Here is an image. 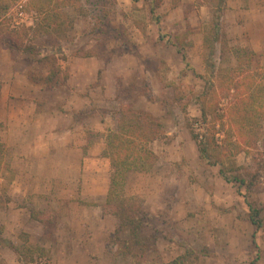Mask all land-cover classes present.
Returning a JSON list of instances; mask_svg holds the SVG:
<instances>
[{
	"label": "rangeland",
	"instance_id": "374dc122",
	"mask_svg": "<svg viewBox=\"0 0 264 264\" xmlns=\"http://www.w3.org/2000/svg\"><path fill=\"white\" fill-rule=\"evenodd\" d=\"M0 4L9 6L0 15L4 240L20 252L25 247L45 252L37 251L29 264H169L187 251L197 254L186 264H252L257 256L264 264L263 233L256 234L258 251L239 194L245 190L226 183L218 167L203 161L192 138L211 129L210 117L202 124L203 103L209 114L216 104L222 113L233 100L228 79L252 74L264 84V0H228L220 18L217 0H164L156 11L158 26L146 0ZM25 28L32 29L26 37ZM16 33L25 46L60 60V87L35 83L47 69L30 53L4 47ZM161 33L165 41L159 40ZM167 40L185 53L188 67ZM211 86L216 96L209 95ZM23 105L35 109L40 129L16 151L6 143L7 117L12 107L22 112ZM129 106L160 119L168 137L150 145L156 156L152 168L130 171L121 200L107 205L113 170L103 155L106 136L118 130L121 110ZM74 119L80 123L76 136ZM217 137L222 140L223 133ZM259 147L264 160V123ZM236 161L257 170L245 153ZM259 176L249 201L264 218V170ZM121 201L139 206L145 234L157 237L156 247L143 257L126 253L127 231L117 238L114 211ZM21 259L0 243L2 264H26Z\"/></svg>",
	"mask_w": 264,
	"mask_h": 264
},
{
	"label": "trees",
	"instance_id": "16d2710c",
	"mask_svg": "<svg viewBox=\"0 0 264 264\" xmlns=\"http://www.w3.org/2000/svg\"><path fill=\"white\" fill-rule=\"evenodd\" d=\"M141 0H133L138 3ZM149 3L150 14L154 18V23L160 25L159 16L156 11L161 7L164 0H146ZM178 3L179 0H173ZM207 3L214 0H205ZM227 0H217L216 13L220 18L225 8ZM9 6L0 4V15L6 13ZM44 20L48 17L44 14ZM25 37L28 36L31 28H25ZM16 33L9 35L4 47L11 50H23L33 55L38 63L47 69L45 78H35V83H41L48 88L60 87L61 74L63 72L60 60L52 53L41 54L35 51V48L25 46L24 40ZM165 35L159 34V40L165 41ZM167 46L176 48L178 54L182 55V60L187 64L185 53L175 44L167 40ZM5 49V48H4ZM250 83V85L246 84ZM150 87V83L147 84ZM228 93L233 96V100L228 103L224 112L216 109L209 114L206 107L201 105L202 124L206 125L208 118H211L210 130L204 135L193 134L192 138L197 144L200 157L208 165L218 167L221 178L228 184H237L239 192L245 200L249 209V221L255 229L253 235V245L259 251L256 242V234L263 233L264 241V218L262 211L249 201L252 193L255 192L257 182L259 181L260 171L264 170L263 154L260 152L262 127L264 123V84L258 82L254 75L248 74L243 79L231 77L228 79ZM211 91V92H210ZM209 95L216 96L215 86H211ZM233 93V94H232ZM2 96V82L0 80V99ZM121 121L116 132H110L106 136V147L103 155L111 161L113 174L110 181V189L107 194L106 204L110 205L120 201L127 176L130 171L146 172L149 171L156 161V156L150 149V145L157 140L167 139L164 131V124L161 120L147 112H134L132 107L121 110ZM223 130L220 131L218 126ZM223 133L222 140H218V135ZM245 153L251 157L252 162L257 166L255 172L249 171L246 167L239 166L236 157ZM258 180V181H257ZM114 215L119 220V227L116 231L118 235L121 231H127L130 240L124 242L126 253L134 255L136 258L143 257L147 252L156 247L157 237H148L145 234V218L141 208L135 204L129 205V202L121 201L116 205ZM34 217V214H32ZM38 221L42 219L38 218ZM4 227L0 225V243L6 244L19 258L20 262L29 264L33 261L37 251L45 252L42 249L25 247V252H20L15 244L3 239ZM197 254L195 251H187L185 254L169 264H186L189 258ZM259 255V252H258ZM27 260L29 262H27ZM257 256L252 264H258ZM0 264H2L0 262Z\"/></svg>",
	"mask_w": 264,
	"mask_h": 264
},
{
	"label": "crops",
	"instance_id": "0c3cea01",
	"mask_svg": "<svg viewBox=\"0 0 264 264\" xmlns=\"http://www.w3.org/2000/svg\"><path fill=\"white\" fill-rule=\"evenodd\" d=\"M257 12L260 13V10H257ZM25 102H26L25 100H22L21 103L25 104ZM12 103H14V101H12ZM22 108L23 110L21 112L19 109H13L12 107L10 115L7 117L8 130L6 132V143L12 149L16 148L15 149L16 151H19L20 147L23 146L27 142V140H29L30 135L32 137L33 132L35 133L38 129H40L38 126L40 123L39 121H36L39 119L35 118V109L31 110L34 113V116H33V113H31L29 108H26L24 105L22 106ZM72 125H74L73 128H74V135H75V131H77V129L79 128L80 123H78V121L74 119V122ZM51 132L53 133L54 131H51ZM92 151H93V146L91 145V147H89L88 153H91ZM101 153H102V147L97 149V154L100 155Z\"/></svg>",
	"mask_w": 264,
	"mask_h": 264
}]
</instances>
